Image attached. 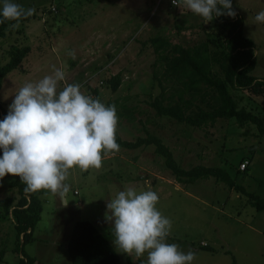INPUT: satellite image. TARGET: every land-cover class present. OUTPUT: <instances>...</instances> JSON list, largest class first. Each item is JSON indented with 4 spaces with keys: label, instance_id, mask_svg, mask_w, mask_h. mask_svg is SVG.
Wrapping results in <instances>:
<instances>
[{
    "label": "rangeland",
    "instance_id": "rangeland-1",
    "mask_svg": "<svg viewBox=\"0 0 264 264\" xmlns=\"http://www.w3.org/2000/svg\"><path fill=\"white\" fill-rule=\"evenodd\" d=\"M12 2L25 9L35 8V13L0 38V66L8 62L11 47L30 48L20 67L3 80L0 104L7 112L21 86L50 74L55 65L65 71L66 83L80 84L81 90L93 97L96 89L106 105L117 103V132L123 140L135 141L151 133L162 140L183 169L221 167L247 193L264 198V136L255 125L217 120L213 126L196 129L159 117L150 106L161 94L167 98L163 104L178 103L182 90L178 83L163 79L165 67L157 62L150 39L158 37L163 39L160 44L167 41L184 48L199 46L207 41L201 25L210 22L178 6L179 0L177 6L170 0ZM232 3L243 19L244 37L253 43L256 65L251 74L264 79V23L254 22L255 15L264 10V0ZM2 6L0 0V10ZM69 52L75 54L74 59ZM117 74L121 84L113 92L109 80ZM229 92L238 108L264 116L258 102L245 92L231 88ZM194 104L205 107L200 101ZM245 161L249 164L242 173L238 168ZM15 178L6 175L0 179V201L8 195L19 198L10 188ZM66 183L71 186L67 206L47 191L35 192L42 210L31 242L16 244L12 219L0 221V254L4 253L0 264H26L28 258L33 259L30 264H70L66 243L79 221L89 222L109 241L120 264H146L147 254L137 258L115 249L105 220L107 200L128 187L158 194L156 207L172 221L166 242L177 244L184 252L193 250V264H264V207L256 209L245 195L214 179L177 183L153 146L120 148L103 156L100 169H71ZM205 246L211 251L202 248Z\"/></svg>",
    "mask_w": 264,
    "mask_h": 264
},
{
    "label": "clouds",
    "instance_id": "clouds-1",
    "mask_svg": "<svg viewBox=\"0 0 264 264\" xmlns=\"http://www.w3.org/2000/svg\"><path fill=\"white\" fill-rule=\"evenodd\" d=\"M178 6L207 23L236 16L232 0H179ZM34 13L35 8L3 0L0 23L14 22L9 26L16 29L21 19ZM254 22L264 23V10ZM68 54L75 58L73 52ZM14 97L0 120V179L19 177L26 192L47 191L67 206L70 170L100 169L104 155L120 150L116 107L85 94L78 83H66L65 71L55 65L50 74L21 86ZM158 201L155 191L138 192L133 187L118 190L107 200L105 220L115 249L137 258L147 254L146 264H193V250L184 252L166 242L172 221L158 210Z\"/></svg>",
    "mask_w": 264,
    "mask_h": 264
},
{
    "label": "trees",
    "instance_id": "trees-1",
    "mask_svg": "<svg viewBox=\"0 0 264 264\" xmlns=\"http://www.w3.org/2000/svg\"><path fill=\"white\" fill-rule=\"evenodd\" d=\"M232 6L236 12L233 3ZM33 17L34 14L21 21L30 20ZM11 23L14 22L0 23V38L6 36ZM210 23V25H204V23L201 25L207 41L199 46L184 48L176 44L171 45L167 41L160 44L163 39L158 37L150 39L157 54V62L163 63L165 67L163 79L176 82L182 87L178 93V103L163 104L167 98L161 94L154 98L150 106L157 116L173 119L196 129L213 126L217 120H231L239 126L253 124L259 134L264 136V116L260 117L243 108H238L229 92V88L245 92L264 110V79L256 78L251 74L255 68L256 59L252 50L253 43L243 35V19L236 14L234 18L227 16L214 18ZM29 52L30 48L27 46H13L9 49L8 62L0 66V90L5 77L20 67ZM120 84V74L109 80V86L113 92L117 91ZM92 93L95 98H99L96 89L92 90ZM186 94L189 96L188 99L183 98ZM196 101H200L205 107L195 105ZM112 104L117 107L115 102L108 103V105ZM7 113L0 104V120H3ZM116 142L120 148L126 150L153 146L155 153L163 158L165 168L179 184L214 179L215 182L222 183L230 190L245 195L256 209L264 207V198L247 193L245 188L238 185L221 167L197 165L187 170L183 169L175 161L170 149L159 137L151 133H146L145 137H137L135 141H125L117 132ZM10 188L16 190L18 193L16 196L19 195V198L16 200L14 196L8 195L0 201V221L12 219L15 242L18 244L22 241L24 245L33 239L32 233L40 219L41 203L38 195L24 190L25 185L19 177L15 178ZM202 248L211 251L206 246ZM66 251L70 264H120L119 255L109 241L86 221H79L73 225L66 243ZM3 255L4 253L0 254V258ZM21 255L25 256L22 250ZM25 262L33 263V259L28 258ZM232 264L238 263L233 261Z\"/></svg>",
    "mask_w": 264,
    "mask_h": 264
},
{
    "label": "built area",
    "instance_id": "built-area-1",
    "mask_svg": "<svg viewBox=\"0 0 264 264\" xmlns=\"http://www.w3.org/2000/svg\"><path fill=\"white\" fill-rule=\"evenodd\" d=\"M170 3L173 5L172 0H170ZM177 4H178V0H177ZM177 4H174V6H177ZM248 164H249L248 161H245V162L241 163L240 166H239V170L241 172L245 171V169L247 168Z\"/></svg>",
    "mask_w": 264,
    "mask_h": 264
}]
</instances>
